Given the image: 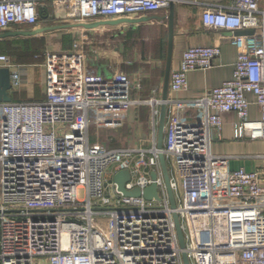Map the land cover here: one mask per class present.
Listing matches in <instances>:
<instances>
[{
    "label": "built area",
    "instance_id": "1",
    "mask_svg": "<svg viewBox=\"0 0 264 264\" xmlns=\"http://www.w3.org/2000/svg\"><path fill=\"white\" fill-rule=\"evenodd\" d=\"M172 1L178 0H0V31L13 25L37 28L40 8L48 18L55 16L51 3L61 20L83 23L166 10ZM260 1L231 0L203 11L206 27L254 33L233 37L238 56L232 78L199 97L171 93L186 90L189 73L210 68L221 49L215 44L186 49L171 72L167 100L145 101L154 107V138L157 107L167 105L163 148L157 139L150 148L91 144V118L100 124L105 115L144 101L130 98L132 85L123 72L105 77L88 69L85 33L70 51L36 56L43 57L46 97L0 101V264H185L184 252L190 264H264V170H222L219 164L228 157L211 149L215 134L221 137L225 112L238 116L236 137L264 139ZM0 67L10 68L13 87L23 84L22 64L0 53ZM252 103L261 110L260 120L249 119ZM197 107L200 118L187 115ZM124 169L132 176L126 190L139 188L140 196L125 195L113 180ZM153 183L159 198L147 199L144 190Z\"/></svg>",
    "mask_w": 264,
    "mask_h": 264
},
{
    "label": "crops",
    "instance_id": "2",
    "mask_svg": "<svg viewBox=\"0 0 264 264\" xmlns=\"http://www.w3.org/2000/svg\"><path fill=\"white\" fill-rule=\"evenodd\" d=\"M230 2L231 0H178L175 2L171 72L179 68L184 52L189 46L215 44L220 46L221 51L213 59L210 68L197 69L189 73V86L186 90L171 93L172 95L180 98L199 97L208 89L219 86L232 78L238 56L237 47L232 41L233 37L247 35L242 31L253 29L245 28L232 31L225 28H209L203 24L202 20L203 11L206 8L225 7ZM260 8L264 9V0L260 1ZM49 11L55 12V16L47 19L41 17L38 27L75 24L72 20H61L59 18L61 13L56 11V7L52 3L49 6ZM120 18L127 19L121 21ZM120 18L112 19L119 21L117 23L98 25L99 27L95 29L72 25L36 36L43 38L45 42L46 49L41 55L43 56L47 51H53L48 46L52 36L56 39L53 42L54 45L58 46L61 41L62 48L70 51L74 41L84 34L85 30L96 31L100 27L105 28L106 33H104L103 41L97 42V44L88 42L89 47L85 43L83 49L86 66L91 71L105 77H111L116 72H123L132 85L129 93L130 98L135 101H144V103L130 105L110 115H105L100 124L95 122L96 127L93 133L90 132V142L91 144H100L108 149L109 144L115 145V148H150L153 144L152 139L158 140V129L156 138H154L152 129L154 107L145 101L152 97L162 98L169 47V9ZM96 21H102V19L90 20L87 23ZM21 26H26V28H22L23 30L33 29L32 26ZM91 44L93 45L91 46ZM108 47H111V51H108ZM128 47L131 50H128ZM38 59L41 62L33 65L22 64L23 84L13 87L10 91L13 101H39L46 97L45 67L40 65L43 57ZM38 86L41 90H38ZM248 97L251 101L254 100L252 95ZM157 108L160 112V106ZM194 110H188L187 115L191 116L197 113L196 117L200 118L202 116L201 107H197L196 112ZM222 117L224 122L221 137L214 133L211 145L213 153L228 157V161L220 163L219 168L235 170L245 167L248 171L264 170V139H254L249 136L236 137L234 128L238 121L236 113L225 112ZM261 118L262 113L259 106L256 103L250 104L249 119L260 120ZM157 120V128H159V116ZM132 121L133 123L130 124L129 122ZM141 122L143 124L145 122L144 135L142 136L139 134L140 128H143L140 125ZM103 129L109 131L104 133ZM110 130H112L111 133H109Z\"/></svg>",
    "mask_w": 264,
    "mask_h": 264
},
{
    "label": "water",
    "instance_id": "3",
    "mask_svg": "<svg viewBox=\"0 0 264 264\" xmlns=\"http://www.w3.org/2000/svg\"><path fill=\"white\" fill-rule=\"evenodd\" d=\"M174 14H175V2L172 1L169 7V47H168V54H167V63H166V70H165V78H164V84H163V93H162V100H167L169 96V83H170V76H171V65H172V52H173V35H174V28H175V20H174ZM40 16L42 19H47L48 14H46V10L40 8ZM127 18H120L121 21L126 20ZM119 21H113L112 19H102V21H96L93 23H75L71 25L67 24H58V25H45L40 26L37 28H33L30 30H6V31H0V39L9 38V37H16V36H36L38 34L51 31V30H58L63 29L69 26H83L89 29H95L96 27H99L98 25H105V24H114ZM241 34V31H239ZM246 34H253L254 30L250 31H242ZM13 85L11 82V71L8 67H0V101L1 102H11L13 101V97L10 94V91L12 90ZM166 114H167V105L165 102H162L160 106V112H159V128H158V148H163L164 144V137H165V125H166ZM160 163L163 169L165 181L169 190L170 198H171V204L172 207H175V199L173 195V191L170 186V174H169V168L167 165L166 157L163 153L160 154ZM157 176L156 172H152V177L155 179ZM131 179V173L124 169L118 171L114 177L113 180L118 183L119 189L122 190L125 195L128 196H140L142 194L141 189L136 188L134 190H126L125 184ZM144 196L147 199H153V198H159V191L158 186L156 183L151 184L144 190ZM175 222L177 225V231L178 236L180 240V245L182 248L185 247V240L183 236V232L180 226V220L179 216L175 213L174 214ZM184 263L190 264L189 257L187 253H183Z\"/></svg>",
    "mask_w": 264,
    "mask_h": 264
},
{
    "label": "rangeland",
    "instance_id": "4",
    "mask_svg": "<svg viewBox=\"0 0 264 264\" xmlns=\"http://www.w3.org/2000/svg\"><path fill=\"white\" fill-rule=\"evenodd\" d=\"M58 18V17H57ZM66 20H72L70 18L66 19ZM22 28H26V26H21V25H13L12 27H10L8 30H20ZM105 28H98L93 31H84L85 35H86V45L88 46L89 43L88 42H95L97 44V42H101L104 39V33ZM17 37V38H16ZM16 37H9L8 39H0V52L8 55L13 62L17 63V64H23V65H33L36 63L41 62V60L38 59V57L34 58L33 55L36 54L37 55H41L38 54L40 53L42 50H45L46 47L42 45V38H39L37 36H33V37H37L39 40H35L36 38H25L24 36H16ZM29 37V36H28ZM32 37V36H31ZM54 36L51 37L50 41L48 42V46H50V48L54 51V52H66L65 49L62 48V44L61 41L59 42V45L56 46L53 44ZM41 39V40H40ZM93 44H91L92 46ZM89 47V46H88ZM109 50L111 51V47H108ZM128 50H131L130 47H128ZM38 90H41L40 87L38 86ZM131 120V118H130ZM129 120V121H130ZM128 122V121H127ZM130 124L133 123L129 122ZM143 128H140L139 130V134L142 136L144 135V128H145V122L144 124L141 122L140 124ZM96 127L95 123H94V118H91L90 124H89V128H90V132L93 133L94 128ZM108 129H103L102 132L106 133L108 132ZM112 130H110L109 133H111ZM108 133V134H109ZM121 146V145H119ZM109 149L115 148L116 146L113 144H109L108 145ZM114 166V165H113ZM263 169H261L260 171L262 172ZM110 171L107 172V177L110 178ZM132 179V176H131ZM82 195V193H81Z\"/></svg>",
    "mask_w": 264,
    "mask_h": 264
},
{
    "label": "trees",
    "instance_id": "5",
    "mask_svg": "<svg viewBox=\"0 0 264 264\" xmlns=\"http://www.w3.org/2000/svg\"><path fill=\"white\" fill-rule=\"evenodd\" d=\"M24 37L27 38V39H28V38H36L35 40H39L37 37H33V36H32V37H31V36H29V37H28V36H24ZM12 38H13V37H12ZM16 38H17V37H16ZM4 39H8V38H4ZM4 39H3V40H4ZM40 40H41V39H40ZM41 42H42V45L45 46V42H44L43 38H42V41H41ZM43 52H44V50H42V51H41L40 53H38V54H41V55H42ZM0 53H2V52H0ZM33 57L36 58V54H34ZM39 60H40V59H39Z\"/></svg>",
    "mask_w": 264,
    "mask_h": 264
}]
</instances>
